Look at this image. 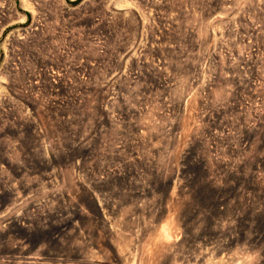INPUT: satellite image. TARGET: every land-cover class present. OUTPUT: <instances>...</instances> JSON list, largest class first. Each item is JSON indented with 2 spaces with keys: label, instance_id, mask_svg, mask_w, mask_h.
<instances>
[{
  "label": "rangeland",
  "instance_id": "374dc122",
  "mask_svg": "<svg viewBox=\"0 0 264 264\" xmlns=\"http://www.w3.org/2000/svg\"><path fill=\"white\" fill-rule=\"evenodd\" d=\"M0 264H264V0H0Z\"/></svg>",
  "mask_w": 264,
  "mask_h": 264
}]
</instances>
